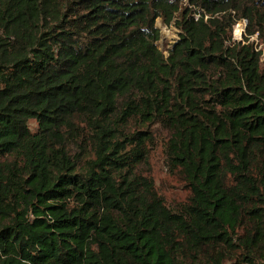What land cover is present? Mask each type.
<instances>
[{"label":"trees","instance_id":"trees-1","mask_svg":"<svg viewBox=\"0 0 264 264\" xmlns=\"http://www.w3.org/2000/svg\"><path fill=\"white\" fill-rule=\"evenodd\" d=\"M157 20L178 30L162 51ZM241 20L264 39V0H0V264H264V69ZM152 124L176 208L136 171Z\"/></svg>","mask_w":264,"mask_h":264},{"label":"rangeland","instance_id":"rangeland-1","mask_svg":"<svg viewBox=\"0 0 264 264\" xmlns=\"http://www.w3.org/2000/svg\"><path fill=\"white\" fill-rule=\"evenodd\" d=\"M156 26L160 30L161 39L157 43L160 51L163 50L166 43L173 44L178 39V30L173 26H164L161 20L156 21ZM248 23L245 20L235 22L232 26V40L243 42L246 38V29ZM252 44L255 51H261L260 67L264 69V39L258 33H254L245 42ZM29 127L35 131L37 124L35 121H29ZM144 132L152 134V141L146 144L147 159L137 168V173L142 177L149 178L154 185L156 192L163 196L166 204L176 208L183 204L189 196V191L184 188L183 183L178 176L169 171L166 160V143L169 139V133L158 124L145 126L141 129Z\"/></svg>","mask_w":264,"mask_h":264},{"label":"built area","instance_id":"built-area-1","mask_svg":"<svg viewBox=\"0 0 264 264\" xmlns=\"http://www.w3.org/2000/svg\"><path fill=\"white\" fill-rule=\"evenodd\" d=\"M249 37H250V36H246V38H248V39H249Z\"/></svg>","mask_w":264,"mask_h":264}]
</instances>
